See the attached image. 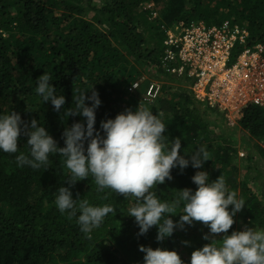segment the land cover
<instances>
[{
  "label": "trees",
  "instance_id": "trees-1",
  "mask_svg": "<svg viewBox=\"0 0 264 264\" xmlns=\"http://www.w3.org/2000/svg\"><path fill=\"white\" fill-rule=\"evenodd\" d=\"M100 2L0 0V115L15 111L23 121L36 119L57 141V146L63 147L64 128L84 122V118L68 117L62 123L51 102H42L35 88L37 78L44 73L53 76L50 83L58 96L65 97L64 108L72 106L73 91L94 87L101 101L95 110L97 131H101L102 120L114 119L126 108L134 111L138 104L146 106L167 126L165 142L171 145L177 138L181 141V155L191 154L200 146H207L210 153L203 169L191 165L182 173L179 167L173 169V179L157 186L158 197L171 201L179 189L194 191L196 185L191 177L198 170L208 172L210 182L223 175L229 190L237 192L236 187L240 186L237 198L245 201V207L234 217L236 223L229 234L245 225L264 228V198L252 192L244 181L239 184L229 179L236 172V166L229 161L237 151L209 148L211 140L217 137L214 132H222L224 118L208 107L215 118H205L206 113L201 111L202 106L206 108L204 103L190 94L170 92L165 84L172 69L179 66L176 50H173L174 60L164 61L169 26L182 31L192 25L219 27L226 22L244 29L248 38L235 49L233 57L264 42V0ZM150 3L164 8L160 11L148 8ZM88 14H92L89 19ZM148 69L153 70L155 80L161 85L154 100H145L146 87L141 84L129 91ZM182 75L177 81L187 78ZM86 95L90 96L91 92ZM176 97H179L177 101ZM86 103L90 106L91 102ZM238 125L247 132L248 138L242 139L246 148L264 142V112L259 108L248 107ZM26 140L27 137L21 136L15 154L0 150V264H143L141 245L174 250L184 264H189L187 248L192 250L207 243L202 235L208 229L200 223L185 225L184 230L176 229L163 242L155 239L156 227L145 235H137L139 228L134 218L126 216L133 200H125L108 189L98 193L91 177L78 181L70 189L73 198L79 194L80 199L86 198L94 206L114 205L116 213L106 216L100 227L91 232V239L86 238L76 218L68 219L67 213L61 214L55 206L57 190L68 175L64 158L50 155V167L46 170L18 167L15 156L28 153ZM258 150L264 156V151ZM243 153L251 159V152L245 149ZM171 218L179 220L178 215ZM183 241L189 243L185 245Z\"/></svg>",
  "mask_w": 264,
  "mask_h": 264
},
{
  "label": "clouds",
  "instance_id": "clouds-1",
  "mask_svg": "<svg viewBox=\"0 0 264 264\" xmlns=\"http://www.w3.org/2000/svg\"><path fill=\"white\" fill-rule=\"evenodd\" d=\"M52 80L49 73L36 80L35 91L42 102H51L62 123L76 116L83 117L84 122L65 127L64 146L58 147L57 141L36 119L26 122L19 113L11 111L0 115V150L17 153L20 138L25 136L28 153L15 156L18 167L46 170L50 167V155L64 158V167L68 170L64 185L67 186L58 188L55 206L61 214L67 213L68 219L76 218L86 238L91 239V232L100 227L106 216L116 213L114 205L94 206L88 199H80L79 194L73 198L70 189L78 181L91 177L98 193L108 189L125 200H133L126 216L134 218L139 228L137 235H145L156 227L155 239L163 242L176 229L184 230L185 225L200 223L206 227L208 232L202 239L207 243L191 252L189 264H264V228L245 225L242 230L229 234L236 223L234 217L245 207V201L229 190L223 175L210 182L209 173L198 170L191 177L196 185L194 191L179 189L171 201L158 197L157 186L173 179V169L179 167L181 173L189 165L203 169L210 160L204 146L181 155V141L177 138L168 145L165 123L150 108L139 104L134 111L126 108L114 119L102 120L101 134L95 128V110L101 101L94 87L73 91L72 106L64 108L65 97L56 94ZM89 91L90 96L86 95ZM86 101L91 102L90 106ZM177 215L179 220L174 221L171 217ZM139 251L144 253L143 264H184L174 250L141 245Z\"/></svg>",
  "mask_w": 264,
  "mask_h": 264
},
{
  "label": "built area",
  "instance_id": "built-area-1",
  "mask_svg": "<svg viewBox=\"0 0 264 264\" xmlns=\"http://www.w3.org/2000/svg\"><path fill=\"white\" fill-rule=\"evenodd\" d=\"M177 34H166L164 61L175 59L179 67L172 73L193 79L194 98L221 114L227 121H238L244 111L257 107L264 112V42L244 49L232 59L238 46L246 43L248 33L237 26L223 23L219 27L192 25ZM138 82L129 91H134ZM160 84L151 83L145 100H154Z\"/></svg>",
  "mask_w": 264,
  "mask_h": 264
},
{
  "label": "rangeland",
  "instance_id": "rangeland-1",
  "mask_svg": "<svg viewBox=\"0 0 264 264\" xmlns=\"http://www.w3.org/2000/svg\"><path fill=\"white\" fill-rule=\"evenodd\" d=\"M100 1L101 0H93V2L98 3V4L101 3ZM147 7L148 8L154 7L153 9L157 11H160L162 8H164L162 7L161 4H158V3H156L154 6L152 3H150ZM91 15L92 14H88L86 18L89 19ZM151 23L154 24L156 22H151ZM177 33H178V30L176 29V27H173V26H169L168 29L166 30V34L168 35L177 34ZM153 42L154 41H152L151 43L154 44ZM233 54L234 52L232 53V59L236 57V56L233 57ZM170 74L171 75L168 78V82L165 84L168 86L167 89H169L170 92H173V93L175 92L176 94L186 93V94H190L193 96V91H192L193 79L185 78V79H180L179 81H177L179 78H183V75L181 74L175 75V73H172V72ZM137 82H138V86L141 84L143 88L146 87V90L151 83L160 84L159 82H157V80H155V76H153V70L151 69L150 70L148 69L146 73H143L140 76V79L137 80ZM180 89L183 91H180ZM160 90H161V87H160ZM178 98L179 97H176L174 98V100L177 101ZM166 100H170V99H166ZM205 107L206 108H204L203 106L201 107V111L203 113H206L207 115L205 118L207 117L215 118L214 117L215 115L218 116L217 114L219 113L215 112V110H213L215 112L214 113L215 115L214 116L210 115V111H208V108L206 105ZM194 116L199 117L198 115H195V114ZM220 118L222 119L221 116ZM221 121H223V124L221 126L222 132H220L221 130H218V133L214 132V136L217 134V137L211 140L212 147H209L210 150H215L216 148H222V149L230 148L232 150L234 149L235 151H237L236 155L235 154L231 155L233 159H230L229 161L231 164L236 166V172L232 176H230L229 179L230 180L233 179L234 181L239 182V184L242 181H244V184H246L252 192H255V194H257L259 197L263 199L264 198V156L260 153L258 149H261L262 151H264V142H261V141L256 142L257 144L256 146H249L248 148H246V143H243L242 139L246 140L248 138V135L246 131H244L243 129L239 127L238 121H235L234 123H232V121H227L226 118L222 119ZM248 142L251 143V141H248ZM204 147L207 149V146H204ZM245 149L251 152L249 154V156L251 157L250 160H248L245 154L243 153ZM229 170H230V167L228 168V171ZM240 189L241 188L238 185V187H236V191H237L236 193H238ZM200 247L196 246V248H193L192 250L187 248V250H189V254L191 255V252L193 250L198 249Z\"/></svg>",
  "mask_w": 264,
  "mask_h": 264
},
{
  "label": "crops",
  "instance_id": "crops-1",
  "mask_svg": "<svg viewBox=\"0 0 264 264\" xmlns=\"http://www.w3.org/2000/svg\"><path fill=\"white\" fill-rule=\"evenodd\" d=\"M219 116H221L223 118V116L221 114H218Z\"/></svg>",
  "mask_w": 264,
  "mask_h": 264
}]
</instances>
